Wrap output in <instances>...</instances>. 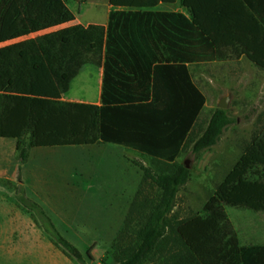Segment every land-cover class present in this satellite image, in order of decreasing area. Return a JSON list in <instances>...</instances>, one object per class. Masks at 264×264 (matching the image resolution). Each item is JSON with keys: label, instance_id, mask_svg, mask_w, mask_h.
<instances>
[{"label": "trees", "instance_id": "1", "mask_svg": "<svg viewBox=\"0 0 264 264\" xmlns=\"http://www.w3.org/2000/svg\"><path fill=\"white\" fill-rule=\"evenodd\" d=\"M167 1L109 0L117 10L107 26L84 27L72 24L65 0H0V139L20 141L24 161L31 149L105 144L151 160L133 161L143 178L113 244L114 264H264V245L241 246L226 210L264 211V132L253 136L203 211L189 218L173 212L191 177L179 159L216 146L231 119L217 108L199 130L207 99L187 64L215 56L204 51L195 24L153 10ZM86 65L103 67L101 106L63 101ZM34 205L54 244L83 263Z\"/></svg>", "mask_w": 264, "mask_h": 264}, {"label": "rangeland", "instance_id": "2", "mask_svg": "<svg viewBox=\"0 0 264 264\" xmlns=\"http://www.w3.org/2000/svg\"><path fill=\"white\" fill-rule=\"evenodd\" d=\"M65 2L83 24L108 20L109 0ZM97 71L98 67L84 66L65 98L95 94ZM192 72L207 99L199 130L207 126L227 96L231 124L216 146L199 156L188 150L179 159L188 162L191 171L190 180L175 199L173 212L181 218L203 211L253 136L264 132V86H225L213 63L194 65ZM19 142L0 139V264H114L113 244L143 178L132 161L151 166V160L115 146H91L31 149L24 161ZM34 204L45 211L57 232L79 249L83 263L64 255L54 244L45 230L51 228ZM226 210L241 246L264 245V211Z\"/></svg>", "mask_w": 264, "mask_h": 264}, {"label": "crops", "instance_id": "3", "mask_svg": "<svg viewBox=\"0 0 264 264\" xmlns=\"http://www.w3.org/2000/svg\"><path fill=\"white\" fill-rule=\"evenodd\" d=\"M113 10L117 8L110 5L108 20L104 24H83L76 16L72 24L106 27ZM153 10L180 14L195 24L200 39L205 41L204 51L215 56L214 61L197 65L213 63L216 76L225 82V86L239 88L244 85L254 86L255 83L264 86V0H168L166 3L160 2ZM251 57L261 65L252 61ZM192 66L194 65L187 64L193 75ZM96 73L98 85L95 94L82 98H63V101L101 106L103 67H98ZM93 146H115L125 151H135L115 144Z\"/></svg>", "mask_w": 264, "mask_h": 264}, {"label": "water", "instance_id": "4", "mask_svg": "<svg viewBox=\"0 0 264 264\" xmlns=\"http://www.w3.org/2000/svg\"><path fill=\"white\" fill-rule=\"evenodd\" d=\"M229 97L227 96V97H224L221 101H220V103H219V105H218V108L219 109H222V110H227V108H228V106H229ZM185 166L188 168V169H190V167H189V165H188V162H185Z\"/></svg>", "mask_w": 264, "mask_h": 264}]
</instances>
